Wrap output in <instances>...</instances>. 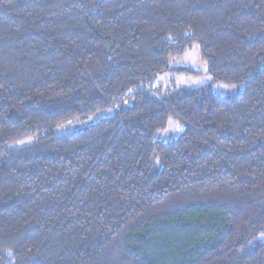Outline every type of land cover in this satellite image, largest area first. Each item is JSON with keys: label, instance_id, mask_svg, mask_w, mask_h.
I'll return each mask as SVG.
<instances>
[{"label": "trees", "instance_id": "trees-1", "mask_svg": "<svg viewBox=\"0 0 264 264\" xmlns=\"http://www.w3.org/2000/svg\"><path fill=\"white\" fill-rule=\"evenodd\" d=\"M0 264H264V0H0Z\"/></svg>", "mask_w": 264, "mask_h": 264}, {"label": "rangeland", "instance_id": "rangeland-1", "mask_svg": "<svg viewBox=\"0 0 264 264\" xmlns=\"http://www.w3.org/2000/svg\"><path fill=\"white\" fill-rule=\"evenodd\" d=\"M170 65L186 66L198 73H178L168 71L155 74L152 79L160 91L155 93L156 96L163 95L168 89L173 87L196 88L203 84L212 83V91L216 94L229 96L235 92L243 90V84H227L221 81L212 82V77L207 70V62L201 56L200 46L198 43H192L182 54L171 55L168 57ZM116 105L99 110L86 117L71 119L69 121L58 124L54 127L53 135H64L71 132L79 131L89 127L99 119L111 116L115 112ZM183 129V125L176 119L169 117L165 126L155 132L154 139L166 141L177 137ZM33 136L26 137L11 144V147H22L33 142Z\"/></svg>", "mask_w": 264, "mask_h": 264}]
</instances>
